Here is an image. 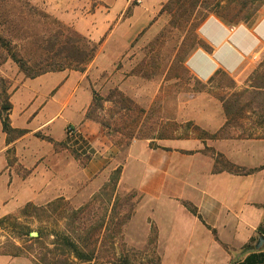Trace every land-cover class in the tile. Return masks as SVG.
<instances>
[{"label": "rangeland", "instance_id": "obj_1", "mask_svg": "<svg viewBox=\"0 0 264 264\" xmlns=\"http://www.w3.org/2000/svg\"><path fill=\"white\" fill-rule=\"evenodd\" d=\"M45 1L0 0V82L7 87L9 102L11 93L37 70L84 73L78 96L85 91L92 97L85 111L89 121L86 134L93 136L96 149L84 139L73 145L66 138H52L63 136L65 120L79 107L76 104L57 109V118L45 131L11 144L24 134L8 143L2 127L6 111L0 103V214L7 213L0 217V257L39 264V258L51 250V264H160L156 228L152 225L147 231L145 223L134 220L148 216L142 206L147 202L131 190L129 179L122 178L128 148L134 140H149L151 146H157L167 139L236 136L241 118H263L264 55L254 61L243 80L219 73L202 82L189 72L186 58L200 39V25L209 18L222 19L220 12L231 0H188L186 12L175 21L166 7L170 0H146L148 21L145 15L134 16L144 0H123L126 8L119 19L121 26L133 19L140 25L147 21L143 30L123 55L103 68L92 63L96 53L89 63L77 64L72 47L64 45L67 34L83 37L85 43L80 44L87 51L86 41L96 44L97 50L98 43L49 12ZM90 2V10L101 4ZM263 10L261 0L244 15L252 14L249 22L254 23ZM89 110H93L91 117L87 116ZM221 111L226 120L218 132H208L198 124V120L213 122ZM75 129V134L66 132L67 137L82 139ZM110 143L115 150L110 152L109 163L98 172L88 171L94 152L102 153ZM29 150L41 153L43 179L49 187L61 184V194L53 197L51 192L47 203H28L9 213V173L29 176L24 161ZM62 237H70L84 258L70 253Z\"/></svg>", "mask_w": 264, "mask_h": 264}, {"label": "crops", "instance_id": "obj_2", "mask_svg": "<svg viewBox=\"0 0 264 264\" xmlns=\"http://www.w3.org/2000/svg\"><path fill=\"white\" fill-rule=\"evenodd\" d=\"M98 1L101 4L94 10L88 8L90 0H46L44 5L63 23L98 43L92 63L103 68L130 48L151 16L144 0L135 8L134 16L145 15L147 21L140 25L133 19L121 26L119 19L126 8L123 0ZM198 34L202 44L186 58L192 76L206 82L225 73L243 80L254 61L264 55V10L252 24L206 19ZM84 75L55 71L23 81L10 95L9 122L27 133L11 144L45 131L57 118V109L63 111L76 104L79 107L65 120L63 136L52 138H66L73 145L82 144L84 139L92 147L93 136L86 134L89 121L85 120L92 97L85 91L78 96ZM225 120L221 111L213 122L198 120V124L216 133L225 126ZM240 120L236 136L167 139L157 146H151L149 140L130 144L122 178L129 179L131 190L147 202L142 206L148 216L134 220L145 223L142 226H147V231L152 225L156 228L160 264H264V117L258 120L252 115ZM68 125L76 127L82 139L68 138ZM114 150L110 143L102 153L94 152L86 169L98 172L105 168ZM42 158L40 152L29 150L24 158L29 176L19 178L9 173V213L28 203L45 204L51 192L53 197L60 196L61 184L49 187L43 179ZM228 163L252 171H229L224 167ZM217 165L220 167L215 171ZM4 256L0 264H23Z\"/></svg>", "mask_w": 264, "mask_h": 264}, {"label": "trees", "instance_id": "obj_3", "mask_svg": "<svg viewBox=\"0 0 264 264\" xmlns=\"http://www.w3.org/2000/svg\"><path fill=\"white\" fill-rule=\"evenodd\" d=\"M254 2L259 3V2H261V0H258V1H255V0H231L230 5L228 7H225V9H223L220 12V16H221L222 20H224L225 22H227L229 24H233V25L239 24V22H241V21H244L245 24H252L249 22V20H251V18H252L251 17L252 14H250L248 17L247 15H244V13L252 8V4ZM187 3H188V0H170L169 1V3L167 4L166 7L171 12L173 21L182 18L181 17L182 13L186 12L185 5ZM240 16H244V17L239 18ZM74 33L69 32L67 34V36L64 39V45H67V47L68 46L72 47L73 52H74L73 58H75L74 60H77V64L89 63L96 53L97 45L92 43L91 41H86L87 46H89V50L87 51L85 49L84 45L80 44L81 42L85 43V39L83 37L77 35L76 33L75 34ZM198 44H202L200 39L197 42L196 46ZM68 59L71 60V57L68 56ZM61 67L62 66H60L59 68H61ZM76 69H78V67H76ZM50 71H54V70L53 69L37 70L35 73L29 74L28 77L29 78H35L37 76H40V75L45 74V73L50 72ZM7 94H8L7 87H5V85L1 81L0 82V103H1V108L6 110V117L3 118L2 127H3V131L8 136L7 142L10 143V142L14 141L16 138L21 137L24 134H26L27 131L24 129L13 128L10 125L8 115H9V111L11 110V103H10V101L8 102ZM92 111L93 110H89V112L87 114L88 117H91L90 115H91ZM216 136H217L216 134H212V135H210V138H215ZM216 170L217 169L215 166V171ZM228 170L233 171V172H241V173H245V174L252 171L250 169L244 170V169H241L239 167H235L233 165H230L228 167ZM29 205H27L23 209V211L26 212V209L29 207ZM9 220H11V217H9ZM1 222H2V220H0V223ZM39 237H41V235ZM61 240L63 241V244L68 248L70 253H72L76 257L84 258L85 255L79 253V251L76 248V244H74V242L71 241L70 237H62ZM18 250H20V249H18ZM48 254H52L51 250L39 258V260H38L39 264H41V263L42 264H51V262H53L52 261L53 257L50 259V256ZM15 255H17V254L15 253ZM53 264H58V263L54 262Z\"/></svg>", "mask_w": 264, "mask_h": 264}, {"label": "built area", "instance_id": "obj_4", "mask_svg": "<svg viewBox=\"0 0 264 264\" xmlns=\"http://www.w3.org/2000/svg\"><path fill=\"white\" fill-rule=\"evenodd\" d=\"M137 2H141V0H136ZM256 58V57H255ZM66 132L69 134V135H72V134H75L76 133V129L74 126L72 125H68L67 128H66Z\"/></svg>", "mask_w": 264, "mask_h": 264}, {"label": "water", "instance_id": "obj_5", "mask_svg": "<svg viewBox=\"0 0 264 264\" xmlns=\"http://www.w3.org/2000/svg\"><path fill=\"white\" fill-rule=\"evenodd\" d=\"M6 111V110H5Z\"/></svg>", "mask_w": 264, "mask_h": 264}]
</instances>
